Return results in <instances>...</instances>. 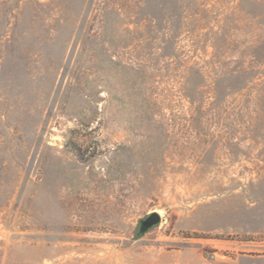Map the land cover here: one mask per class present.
<instances>
[{
  "label": "rangeland",
  "instance_id": "rangeland-1",
  "mask_svg": "<svg viewBox=\"0 0 264 264\" xmlns=\"http://www.w3.org/2000/svg\"><path fill=\"white\" fill-rule=\"evenodd\" d=\"M0 264H264V0H0Z\"/></svg>",
  "mask_w": 264,
  "mask_h": 264
},
{
  "label": "water",
  "instance_id": "water-1",
  "mask_svg": "<svg viewBox=\"0 0 264 264\" xmlns=\"http://www.w3.org/2000/svg\"><path fill=\"white\" fill-rule=\"evenodd\" d=\"M160 219L159 214L156 211L149 213L144 219L140 221V230H146L149 227L158 223Z\"/></svg>",
  "mask_w": 264,
  "mask_h": 264
},
{
  "label": "flooded vegetation",
  "instance_id": "flooded-vegetation-1",
  "mask_svg": "<svg viewBox=\"0 0 264 264\" xmlns=\"http://www.w3.org/2000/svg\"><path fill=\"white\" fill-rule=\"evenodd\" d=\"M140 227V226H139Z\"/></svg>",
  "mask_w": 264,
  "mask_h": 264
}]
</instances>
